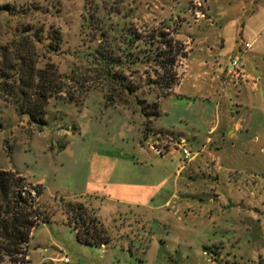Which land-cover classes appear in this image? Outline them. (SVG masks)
<instances>
[{
  "label": "rangeland",
  "instance_id": "obj_1",
  "mask_svg": "<svg viewBox=\"0 0 264 264\" xmlns=\"http://www.w3.org/2000/svg\"><path fill=\"white\" fill-rule=\"evenodd\" d=\"M95 10L106 29L123 23L144 41L160 32L171 42L162 49L174 60L170 69L152 60L124 67L125 83L136 90L123 97L126 103L107 102L108 86L85 57L92 43L82 17ZM254 52L262 55L255 64ZM214 58L227 67L236 61L239 70L245 60L256 90L226 93L220 102L211 69L202 68ZM36 71L44 73L52 95L41 129L16 112L21 93L43 91L27 85ZM165 74L174 75L175 85L159 98L161 87L153 82ZM20 75L24 84L15 83ZM69 96L75 102L65 103ZM226 104L233 123L252 126L247 134L231 128L242 157L219 173L212 222L195 211L202 198L197 179L175 176L181 158L153 145L178 131L190 135L178 119L193 116L205 123H196L203 143L210 124L221 119L218 106ZM0 169L40 189L39 207L49 220L31 232L25 264H264V0H0ZM148 182L155 197L130 203L128 192ZM68 203L83 204L95 219L86 205L99 209L105 246L76 241L66 224ZM58 257L62 263L50 259Z\"/></svg>",
  "mask_w": 264,
  "mask_h": 264
},
{
  "label": "trees",
  "instance_id": "obj_2",
  "mask_svg": "<svg viewBox=\"0 0 264 264\" xmlns=\"http://www.w3.org/2000/svg\"><path fill=\"white\" fill-rule=\"evenodd\" d=\"M88 0H85V5ZM118 13V12H117ZM81 28L90 29L89 52L86 54L88 63L99 78L105 81L109 91L105 96L107 102H125L124 96H130L135 89H131L123 77L124 67L130 68L151 62L155 67L166 70L173 66V59H166L163 48H171V42L163 33H156L154 37L144 38L136 31L116 23L112 28H104L102 16L95 10L94 15L82 17ZM144 48H147L146 50ZM153 58L150 59L151 53ZM165 60H168L167 62ZM166 80H169L168 82ZM15 83L24 84L21 75ZM161 87L160 97L164 98L174 84V75L165 74L153 82ZM28 86L42 88L39 94L21 93L19 102L22 104L16 108L20 116H25L27 121L38 129L46 123L45 106L52 97L44 88L47 85L42 71H36L29 77ZM62 88L57 89L60 94ZM76 97L69 96L65 103L75 102ZM156 103L152 104L153 116L157 117ZM34 192L35 196H32ZM41 196L40 189L31 188L30 184L24 182V178L16 172L0 169V264H25L27 262V244L31 232L39 224L48 223L44 211L39 207L38 198ZM66 224L74 233L79 244L95 247H103L107 243V237L98 219L90 217L89 211L83 204L66 205ZM216 248V247H215ZM203 252L213 250L208 247L202 248Z\"/></svg>",
  "mask_w": 264,
  "mask_h": 264
},
{
  "label": "crops",
  "instance_id": "obj_3",
  "mask_svg": "<svg viewBox=\"0 0 264 264\" xmlns=\"http://www.w3.org/2000/svg\"><path fill=\"white\" fill-rule=\"evenodd\" d=\"M214 16L212 15V18L217 17V12H213ZM197 22H201L200 20ZM217 22H220L218 20ZM202 24V22H201ZM216 24V23H215ZM255 39L252 40L251 43H249L250 49L252 47V44H255ZM219 47H223V41L220 39L218 43ZM247 51H243L241 53L240 58H245L244 55ZM210 53V48H209ZM262 57L259 53L254 52L251 56V62L255 64V60H257L258 56ZM218 61V62H217ZM263 61V60H262ZM222 60H217V58H214L209 63H203L204 65L202 68L204 70L211 69L212 72V81L213 83L216 82L217 85V94L219 95L220 102L226 98L229 93H240L242 90H247L249 87L252 90H256V84L252 83V86L250 82L254 80V77L248 72L246 68L245 60L242 65V69L239 70V77H236L233 70L230 68V66H225L222 64ZM208 66V67H207ZM255 69H258L255 67ZM257 74V72L255 73ZM260 75V74H259ZM257 75V76H259ZM256 76V77H257ZM261 77V76H260ZM256 78L258 82L261 81V78ZM196 81L199 80V77H196ZM230 85V86H229ZM175 93V91H174ZM228 102H231V100H228ZM218 109L222 111V115L220 116L221 119H218L215 124H210V127L207 129L206 137L203 143L198 142L200 131L197 129L196 123H203L201 120H198V118L194 117L189 118V121H187L184 118H179V123L186 122L190 127V135L187 137H184L180 131L177 132L176 136H172L173 138L171 140L166 141H160V144L154 142L153 148L156 146H159V149L161 153H166L165 156H171L172 154L177 153V157L181 158V162L176 165V174L175 176H180L181 173L186 172L188 174V177L197 179L199 183V189H200V196H202L201 199L198 201V205H196L198 210H195L197 212H200L201 215H206L208 219L212 222H214V212L215 208L219 204L220 196L217 194V186L220 183L219 179V173L221 171L229 172L231 171L229 167H235L236 161L242 157L241 149L238 154L234 151L236 145L233 141L232 137H230L231 128L233 127L234 132L236 129L238 131H241L244 129V133L247 134L249 129L251 128V122H240V125L237 123H233L232 119L234 118V114L232 113V108L230 107V104L223 105L222 108L220 105L218 106ZM241 123H244V126L241 125ZM173 127V126H172ZM217 134V135H216ZM216 135V137L211 138L210 136ZM233 141V142H232ZM191 145L195 147V150L192 152ZM181 147L187 148L191 154V157L188 161L183 162L181 153L179 152V149ZM173 149H177L178 151H174ZM154 151V150H153ZM179 152V153H178ZM154 154V153H153ZM156 158V155L154 154L152 159ZM165 159V158H164ZM160 158V160H164ZM224 186L230 187L232 185L231 181L224 180L222 181ZM149 186L146 185H139L138 187H135L136 190H131L128 192V198L131 197L132 202L137 205H140L142 203V200H139L143 198V201H147L156 195V187H153L152 182H148ZM246 186L248 184H245ZM152 186V187H151ZM128 187V186H127ZM153 188V190H151ZM148 191L147 194H145ZM152 191V194H150ZM167 203V202H166ZM93 204V203H92ZM86 205L90 209H92L97 216L98 220H100L97 212L99 209H96L94 204ZM195 207V208H196ZM192 210V209H191ZM97 211V212H96ZM101 225L103 226L102 221L100 220ZM123 236V235H122ZM120 235V237H122ZM62 257L58 258H50L51 260L62 263L61 261Z\"/></svg>",
  "mask_w": 264,
  "mask_h": 264
},
{
  "label": "built area",
  "instance_id": "obj_4",
  "mask_svg": "<svg viewBox=\"0 0 264 264\" xmlns=\"http://www.w3.org/2000/svg\"><path fill=\"white\" fill-rule=\"evenodd\" d=\"M250 47L249 44H245L244 48L248 49ZM230 68L233 70L232 72L234 73V75L236 77H239L238 73H239V69H238V65L236 61H231V63L229 64ZM180 152L182 154L183 160L186 162L190 159L191 154L190 152L185 148V147H181Z\"/></svg>",
  "mask_w": 264,
  "mask_h": 264
}]
</instances>
